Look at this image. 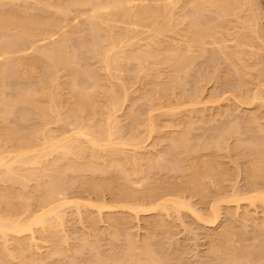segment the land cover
Masks as SVG:
<instances>
[{
  "label": "rangeland",
  "instance_id": "374dc122",
  "mask_svg": "<svg viewBox=\"0 0 264 264\" xmlns=\"http://www.w3.org/2000/svg\"><path fill=\"white\" fill-rule=\"evenodd\" d=\"M106 1L0 0V27L7 21L16 22L15 27L13 22L6 23L5 29L1 27L7 31L6 36L0 30V42L7 40L0 43V49L4 43L11 48L6 49L10 53L2 51L4 55H0V102L4 103H0V158L5 159L0 167V218L26 225L34 223L28 231L4 232L6 238L0 231V264H38V261L39 264H97L100 258L104 263L99 264H107L110 260L123 262L129 251L136 256L131 254L133 258L128 253L127 260L116 264L134 261L147 264L145 257L148 264L150 261L154 264L148 258L150 251L160 258V264H264V164L259 172L261 163H256L257 173L262 172L263 176L258 177L260 174L253 170L254 161L262 158L260 153L264 154V0H129L125 4L128 11L96 9ZM61 10L65 12L62 14ZM95 11L100 12V19L91 17ZM2 17H6L5 21ZM92 22L98 31L93 29ZM27 36L35 38L28 40ZM52 52L55 60L49 61ZM101 54H106L109 61L102 56L106 59L103 62ZM7 61L8 72L11 69L14 73L4 74ZM103 63H110L107 66H112L111 69ZM13 66L16 68L12 69ZM80 89L88 94L86 98L82 99L85 95L80 93V96ZM24 94H29L31 101ZM115 102L118 104L113 106ZM77 130L88 134L81 137ZM109 130L112 137L105 140ZM43 132L48 134H45L48 139L43 137ZM76 136L82 139L84 149L89 147L78 154L82 157L77 158L76 154L67 157L61 146L60 151L57 149L65 138ZM94 138L100 143L96 149L90 143ZM20 152L24 159L39 154L42 163L24 165L20 162ZM257 154L261 156L259 159ZM251 156H256L251 161L253 166ZM172 160L178 164L180 161L181 166L174 162L180 166V172L174 171ZM204 160L210 161L213 171L221 161L224 171L218 168L211 175V170L205 168L208 174L203 170ZM70 165L80 168L74 171ZM246 165L252 175L246 172ZM8 168L14 171V175L10 173L16 175L15 179L24 178V185L4 176L9 175L5 173ZM200 171L208 177L203 176L204 183L200 181ZM253 171L258 178L249 177L254 175ZM218 172L223 175H216ZM53 177L55 182L62 180L63 189H60L62 194H56V199L52 197L50 201L45 196L48 192L45 185ZM197 182H201L198 187ZM95 185L100 187L99 191V187L94 189ZM208 189L213 192L209 193ZM113 190H119L120 196L124 192V198L118 195L120 199H117ZM126 190H132L134 195H128ZM125 194L133 197L126 200ZM160 202H167L172 211L161 206L149 210ZM59 204L67 205L62 207V221L59 216L57 221L55 215V220H51L55 213L50 215L51 219L48 217L56 223L49 224L52 226L49 231L53 230L50 236V232L44 233L48 231L46 228L50 229L47 225L50 221L46 225L42 223L44 226L36 225L35 218ZM173 205L180 206V212H174ZM216 210L219 212L214 213ZM162 223L166 228H161ZM222 232L235 237L230 247L237 251L226 249L230 248L226 247L230 237L224 240L227 234ZM218 235L220 238H215ZM131 241L144 259L137 257ZM217 243L222 251L216 247ZM146 245L151 248L148 247L149 252ZM224 249L228 250L227 255H222L227 252ZM128 257L135 260L132 262ZM141 258L145 260L143 263Z\"/></svg>",
  "mask_w": 264,
  "mask_h": 264
},
{
  "label": "bare ground",
  "instance_id": "6f19581e",
  "mask_svg": "<svg viewBox=\"0 0 264 264\" xmlns=\"http://www.w3.org/2000/svg\"><path fill=\"white\" fill-rule=\"evenodd\" d=\"M109 1H110V0H108V2H109ZM128 1H129V0H112V1H110L109 3L106 1V3H105L106 5H105V4L103 5V3H104V2H103V3L101 4V6L99 5L101 1H100V2L98 1L99 4L97 5V8H96V5H95V8L98 9L99 11H103V10H110V11H111V9H112L113 12H114V10H116V12H120L121 10L124 11V9H125V4H129V3H130V1H129V2H128ZM132 1H133V0H132ZM192 1H193V0H192ZM231 1H233V0H231ZM78 2H79V1H78ZM98 2H97V3H98ZM127 2H128V3H127ZM204 2H205V1H204ZM248 2H249V0H248ZM80 3H81V2H80ZM107 3H108V4H107ZM171 3H172V2H171ZM193 3H194V2H193ZM200 3H201V2H200ZM200 3H197V4H200ZM76 4H77V6L80 5V4H78V3H76ZM84 4H85V3H84ZM84 4H82V6H84ZM86 4H87V3H86ZM190 4H191V3H190ZM194 4H195V3H194ZM213 4H214V3H213ZM215 4H217V2H216ZM247 4H248V3H247ZM257 4H258V3H257ZM195 5H196V4H195ZM251 5H252V4H251ZM66 6H67V5H66ZM66 6H65V8H64V6H63V8L66 9ZM68 6H71V5H68ZM168 6H169V5H168ZM168 6H167V7H168ZM188 6H189V5H188ZM192 6H193V5H192ZM205 6H206V5H205ZM212 6L214 7V5H212ZM217 6H218V4H217ZM61 7H62V6H61ZM98 7H99V8H98ZM201 7H202V6H201ZM215 7H216V6H215ZM93 8H94V7H93ZM160 8H161V7H160ZM190 8H191V7H190ZM57 9H58V8H57ZM60 9H61V8H60ZM70 9H71V8H70ZM70 9H69V11H70ZM96 9H95V10H96ZM201 9H202V8H201ZM219 9H220V8H219ZM118 10H120V11H118ZM125 10H126V9H125ZM93 11H94V9H93ZM96 11H97V10H96ZM96 11H95V14H93L91 17L95 16L94 19H95V18H99V19H100V14H99L100 12L98 11L99 13H98V12L96 13ZM126 11H128V10H126ZM133 11H134V10H132L131 12H133ZM163 11H164V10H163ZM165 11L168 12L169 10L167 11V8H166ZM204 11H205V10H204ZM255 11H256V10H255ZM58 12L60 13V11H58ZM61 12H62V14H63V13L65 12V10H64V11L61 10ZM66 12L68 13L67 10H66ZM116 12H115V14H116ZM137 12H138V11H137ZM144 12H145V11H144ZM82 13H83V12H82ZM126 13H128V16H129V13H130V12H126ZM135 13H136V10H135ZM138 13H139V12H138ZM155 13L157 14V12H155ZM160 13H161V12H160ZM196 13H197V12H196ZM83 14H84V13H83ZM97 14H99V16H98ZM118 14H119V13H118ZM139 14H140V13H139ZM197 14H198V13H197ZM124 15L127 16V14H124ZM130 15H131V13H130ZM162 15H163V17H164L166 14H165V15L162 14ZM254 15H255V14H254ZM66 16H67V15H66ZM88 16H89V15H88ZM136 16H137V14H136ZM139 16H140V15H139ZM157 16H158V15H157ZM157 16H156V17H157ZM250 16H251V15H250ZM91 17H90V18H91ZM132 17H133V16H132ZM134 17H135V16H134ZM252 17L254 18L255 16H252ZM2 18H3V17H2ZM2 18H1V19H2ZM13 18H14V17H13ZM76 18H77V16H76ZM87 18H88V17H87ZM137 18H138V17H137ZM140 18H142V17H140ZM196 18H197V17H196ZM220 18H221V17H220ZM245 18H246V17H245ZM253 18H252V19H253ZM4 19H6V17H4L3 20H4ZM91 19H92V18H91ZM252 19H251V20H252ZM7 20H8V19H7ZM7 20H6V21H7ZM9 20H11V19H9ZM12 20H13V19H12ZM14 20H15V19H14ZM158 20H159V19H158ZM195 20H196V19H195ZM247 20H248V19H247ZM4 21H5V20H4ZM23 21H24V20H23ZM29 21H30V20H29ZM90 21H91V20H90ZM92 21H93L94 23L97 22V20H95L96 22H95L94 20H92ZM98 21H100V20H98ZM2 22H3V21H2ZM11 22H13V24L16 23L15 21H10V22L7 21V22L3 23V24L1 25V27L4 28V26H6V23H7V25H8V23L11 24ZM24 22H25V21H24ZM93 22H92V25H93ZM246 22H247V21H246ZM248 22L250 23V21H248ZM19 23H20V22H19ZM19 23H18V25H19ZM26 23H27V22H26ZM29 23H30V22H29ZM35 23H36V22H35ZM35 23H34V24H35ZM55 23H56V22H55ZM89 23H90V22H89ZM194 23H197V22H194ZM251 23H252V22H251ZM0 24H1V22H0ZM156 24H157V23H156ZM20 25H21V24H20ZM20 25H19V26H20ZM25 25H26V24H25ZM27 25H28V24H27ZM29 25H30V24H29ZM41 25H42V24H41ZM41 25L38 24V26H41ZM48 25H49V24H48ZM61 25H63V24H61ZM64 25H65V24H64ZM89 25H90V24H89ZM245 25H246V24H245ZM9 26H10V25H9ZM9 26H8V27H9ZM15 26H16V24L14 25V27H15ZM33 26H35V25H33ZM33 26H31V27H33ZM36 26H37V25H36ZM42 26H43V25H42ZM44 26H45V25H44ZM53 26H54V25H53ZM53 26H51V29H52ZM93 26L95 27L96 25L94 24ZM1 27H0V28H1ZM17 27H18V26H17ZM26 27H27V26H26ZM31 27L29 26L28 28L31 29ZM46 27H47V25H46ZM94 27H93V29H96V28H97V27H95V28H94ZM98 27H99V25H98ZM3 28H1L0 30H3ZM5 28H6V27H5ZM5 28H4V29H5ZM23 28H25V27H23ZM28 28H26V30H27ZM44 28H45V27H44ZM48 28H49V27H48ZM54 28H55V27H54ZM17 29H18V28H16V30H17ZM38 29H39V28H38ZM98 29H99V28H98ZM206 29H208V28H206ZM34 30H35V29H34ZM34 30H33V31L31 30L32 33L34 32ZM44 30L47 31V28L44 29ZM54 30H55V29H54ZM60 30H61V28H60ZM90 30H91V33L93 34V32H92L93 30L91 29V27H90ZM96 30H97V29H96ZM3 31H5V30H3ZM28 31H29V29H28ZM41 31H43V29H42ZM46 31H44V33H45ZM97 31H98V30H97ZM109 31H110V28H109ZM15 32H16V31H15ZM17 32H18V31H17ZM26 32H27V31H26ZM26 32H25V33H26ZM50 32H51V31H50ZM94 32H95V34H97L95 30H94ZM6 33H7V31H5L4 35H5ZM47 33H49V32H47ZM47 33H46V34H47ZM7 34H8V33H7ZM18 34H19V33H18ZM36 34H37V33H36ZM71 34H72V33H71ZM92 34H91V35H92ZM186 34H187V33H186ZM245 34H246V33H245ZM248 34H249V33H248ZM14 35H15V34H14ZM14 35H13V37H14ZM16 35H17V33H16ZM16 35H15V36H16ZM28 35H29V33H28ZM40 35L42 36V34H40ZM44 35H45V34H44ZM44 35H43V37H44ZM242 35H243V34H242ZM5 36H6V35H5ZM5 36H4V37H5ZM35 36H36V35H35ZM66 36H67V34H66ZM70 36H72V35H70ZM4 37H3V38H4ZM10 37H12V36H10ZM18 37H19V36H18ZM37 37H38V36H37ZM68 37H69V36H68ZM68 37L66 38V40L68 39ZM5 38H6V37H5ZM7 38H8V37H7ZM30 38H31V36H30ZM30 38H28V36H27L26 39L30 40ZM32 38H35V37H32ZM32 38H31V39H32ZM111 38H112V37H111ZM194 38H195V37H194ZM20 39H21V38H20ZM22 39H23V38H22ZM45 39H46V38H45ZM63 39H64V38H63ZM71 39H72V38H71ZM91 39H92V38H91ZM113 39H114V38H113ZM199 39H200V38H199ZM28 40H27V41H28ZM59 40H60V39H59ZM64 40H65V39H64ZM68 40H70V39H68ZM92 40H93V39H92ZM99 40H100V39H99ZM101 40H102V38H101ZM109 40H110V39H109ZM111 40H112V39H111ZM244 40H245V39H244ZM246 40H247V39H246ZM2 41H7V40H2ZM2 41L0 42L1 44H2ZM8 41H9V40H8ZM19 41H21V40H18V39H17L18 44L21 43V42H19ZM23 41H24V40H23ZM61 41H62V39H61ZM104 41H105V39H104ZM9 42H10V41H9ZM35 42H36V41H35ZM96 42H97V41H96ZM96 42H95V43H96ZM102 42H103V40H102ZM112 42H114V41L112 40ZM10 43H11V42H10ZM15 43H16V39H15ZM29 43H30V42H29ZM65 43H66V41H65ZM97 43H98V42H97ZM109 43H110V42H109ZM195 43H196V42H195ZM195 43H194V44H195ZM34 44H35V43H34ZM36 44H37V43H36ZM36 44H35V45H36ZM63 44H64V43H62V45H63ZM241 44H242V43H241ZM3 45H5V47H3ZM3 45H1V46H2L3 48H5V50H4L2 47H1L2 50L0 49V50H1L0 55L2 54V56L7 52L6 49H7V50H10V49H11L9 46H7L8 43H7V44L4 43ZM16 45H17V43L15 44V46H16ZM26 45H27V44H26ZM65 45L67 46V43H66ZM112 45H113V47H114V48H113V50H114V49L116 48V47L114 46L115 44H112ZM66 46H65V47H66ZM200 46H201V45H200ZM7 47H8V48H7ZM17 47H19V46H17ZM26 47H27V46H26ZM30 47H31V46H30ZM90 47H93V46L90 45ZM99 47H100V45H99ZM99 47H97V48H99ZM9 48H10V49H9ZM22 48H23V47H22ZM50 49H51V48H50ZM52 49H53V48H52ZM91 49H92V48H91ZM95 49H96V48H95ZM110 49H112V48H110ZM45 50H46V49H45ZM66 50H67V48H66ZM66 50H64V51H66ZM98 50H100V49H98ZM189 50H190V49H189ZM189 50H188V51H189ZM2 51L4 52V54H3ZM5 51H6V52H5ZM11 51H12V50H11ZM93 51H94V50H93ZM204 51H205V50H204ZM204 51H203V52H204ZM12 52H13V51H12ZM45 52H47V51H45ZM94 52H95V51H94ZM94 52H93V53H94ZM111 52H112V51H111ZM223 52H224V50H223ZM226 52H227V51H226ZM8 53H10V52L8 51L6 54H8ZM53 53H54V52H52V54H51L50 56H52ZM55 53H56V52H55ZM66 53H67V52H66ZM107 53H110V52L108 51ZM220 53H221V52H220ZM40 54H41V53H40ZM56 54H57V53H56ZM60 54H61V53H60ZM60 54H59V55H60ZM62 54H63V53H62ZM62 54H61V56H62ZM69 54H70V53H69ZM69 54H67V55H69ZM111 54H112V53H111ZM111 54H109V55H107V56L109 57ZM224 54H225V53H224ZM224 54H223V55H224ZM70 55H71V54H70ZM96 55H97V54H96ZM105 55H106V54H105ZM105 55H102V54H101V58H102V56H103V57H106ZM113 55H115V54H113ZM117 55H118V54H117ZM179 55H180V54H179ZM188 55H189V54H188ZM53 56H54V55H53ZM53 56L49 59V61H50L51 59H54V60H55V57H53ZM61 56H60V57H61ZM72 56H73V55H72ZM98 56H99V54H98ZM182 56H183V55H182ZM186 56H187V55H186ZM186 56H185V57H186ZM10 57H11V56H10ZM10 57H9V58H10ZM45 57H46V56H45ZM58 57H59V56H58ZM74 57H75V56H74ZM111 57H112V56H111ZM114 57H115V56H114ZM114 57H113V60H114ZM126 57H127V56H126ZM47 58H49V57H47ZM62 58H63V56H62ZM106 58H107V57H106ZM137 58H138V57H137ZM180 58H181V57H180ZM182 58H183V57H182ZM12 59H13V58H12ZM12 59H11L10 62H9L10 65H11V64L13 65V62H12V61H14V60H12ZM57 59H58V58H57ZM107 59H108L107 61H109V58H107ZM125 59H126V58H125ZM177 59H178V58H177ZM190 59H191V56H190ZM190 59H189V60H190ZM8 60H9V59H8ZM58 60H60V58H59ZM58 60H57V62H58ZM103 60H104V58H102V61H103ZM105 60H106V59H105ZM105 60H104V61H105ZM110 60L112 61V58H111ZM183 60H184V59H183ZM60 61H61V60H60ZM63 61H64V60H63ZM73 61H75V60H73V58H72V62H73ZM104 61H103V62H104ZM127 61H130V60H128V58H127ZM140 61H141V59H140ZM11 62H12V63H11ZM55 62H56V61H55ZM57 62H56V63H57ZM65 62H66V61H65ZM65 62H64V63H65ZM175 62H176V61H175ZM188 62H190V61H188ZM56 63H55L54 65H56ZM61 63H62V62H61ZM73 63H74V62H73ZM113 63H115V61H113ZM113 63H112V64H113ZM177 63H178V62H177ZM177 63H176V64H177ZM6 64H7L8 66L6 67L5 72L3 71L4 68H5V66H4L3 69H2V73L4 72V74L6 73V71L8 72L9 67H10L9 64H8V61H7ZM6 64H5V65H6ZM17 64H18V63H17ZM20 64H21V62H20ZM20 64H19V65H20ZM49 64L52 65V63H50V62H49ZM70 64H71V63H70ZM103 64H104V63H103ZM109 64H110V63H108L107 65H109ZM185 64H187V63H185ZM12 65H11V67H12ZM57 65H58V64H57ZM57 65H56V66H57ZM104 65H106V63H105ZM107 65H106V66H107ZM16 66H18V65H16ZM66 66H67V65H66ZM69 66H70V65H69ZM106 66H105V68L108 67V69H111V67H112V66H111V67H110V66H107V67H106ZM124 66H125V65H124ZM22 67H23V66H22ZM52 67H53V66H52ZM109 67H110V68H109ZM181 67H182V66H181ZM189 67H190V66H189ZM7 68H8V69H7ZM14 68H16V67L13 66L12 69H14ZM49 68H51V66H50ZM53 68H54V67H53ZM56 68H57V67H56ZM68 68H69V67H68ZM187 68H188V67H187ZM182 69H183V68H182ZM106 70H107V69H106ZM184 70H185V69H184ZM10 71H11V69H10ZM10 71H9L8 73H10ZM107 71H108V70H107ZM110 71H111V70H110ZM14 72H15V71H14ZM14 72L11 71V73H14ZM109 73L112 74V72H109ZM109 73H108V74H109ZM6 75H7V74H6ZM6 75H5V76H6ZM5 76H4V77H5ZM111 76H112V75H111ZM2 77H3V76H2ZM91 78H92V77H91ZM111 78H112V77H111ZM176 78H177V77H176ZM53 79H54V78H53ZM55 79H56V78H55ZM74 79H76V78H74ZM74 79H73V81H74V84H75L76 80H74ZM97 80H98V79H97ZM56 81H57V80H56ZM56 81H55V82H56ZM90 81H91V80H90ZM178 81H179V80H178ZM98 82H99V81H98ZM180 82H181V80H180ZM182 82H183V81H182ZM182 82H181V84H182ZM76 84H77V83H76ZM181 84H180V85H181ZM78 85H79V84H78ZM78 85H76V86L78 87ZM93 85H94V84H93ZM76 86H75V87H76ZM73 87H74V85H73ZM77 87H76V88H77ZM83 88H84V87H83ZM93 88H94V86H93ZM93 88H91V89H93ZM76 90H77V89H76ZM81 90L83 91L84 89H80V92H78V91H77V92L80 94V93H82ZM89 90H90V89H89ZM94 90H95V89H94ZM94 90H92V91H94ZM114 91H115V90H114ZM86 92H88V91H86ZM90 92H91V91H90ZM115 92H116V91H115ZM28 93H29V92H28ZM43 93H44V92H43ZM50 93H51V92H50ZM84 93H85V91L82 93V95H83ZM35 94H36V93H35ZM52 94H53V93H52ZM86 94H87V93H86ZM86 94H84L85 96H83L82 99H83V98H86ZM116 94H118V93H116ZM24 95H25V94H24ZM82 95L80 94V96H82ZM87 95H88V94H87ZM90 95H91V94H90ZM93 95H94V94H93ZM113 95H114V94H113ZM21 96H23V95H21ZM25 96L28 98L30 95L28 94V96H27V95H25ZM91 96H92V95H91ZM91 96H90V97H91ZM94 96H95V95H94ZM94 96H93V97H94ZM19 97H20V96H19ZM23 97H24V96H23ZM26 97H25V98H26ZM31 97H32V96H31ZM50 97H51V96H50ZM87 97H89V96H87ZM93 97H92V99H93ZM114 97H117V96H116V95L113 96V100H112V102L114 101ZM21 98H22V97H21ZM21 98H20V99H21ZM111 98H112V97H111ZM28 99H29V98H28ZM28 99H27V100L25 99V100L28 102ZM2 100H3V99H2ZM54 100H55V99H54ZM87 100H88V99H87ZM22 101H23V98H22ZM22 101H21V102H22ZM29 101H31V100L29 99ZM51 101H52V100H51ZM116 101H117V99H116ZM6 102H7V101H6ZM9 102H10V101H9ZM23 102H24V101H23ZM52 102H53V101H52ZM88 102H89V100H88ZM92 102H93V101H92ZM92 102H91V103H92ZM117 102L119 103V101H117ZM117 102H115L116 104H115V103H112L113 106H114V105H117V104H118ZM0 103H3V102H0ZM17 103H18V101H17ZM30 103H31V102H30ZM83 103H84V101H83ZM93 103H94V102H93ZM3 104H4V103H3ZM10 104H11V103H10ZM15 104H16V103H15ZM15 104H14V105H15ZM18 104H19V103H18ZM33 104L35 105V102H34ZM52 104H53V103H52ZM7 105H9V104H7ZM12 105H13V104H12ZM12 105H11V106H12ZM31 105H32V103H31ZM34 105H33V106H34ZM53 105H54V104H53ZM84 105H85V104H84ZM38 106H39V105H37L36 109L39 108ZM77 107H78V106H77ZM13 108H14V107H13ZM13 108L11 107L12 110H13ZM51 108H52V107H51ZM81 108H82V107H81ZM81 108H80V111H82V112L84 113V111H83ZM4 109H5V108H4ZM42 109H43V108H42ZM78 109H79V107H78ZM87 109H88V108H87ZM5 110H6V109H5ZM45 110H46V109H45ZM51 110H52V109H51ZM84 110H86V109H84ZM13 111H14V110H13ZM41 111H42V110H41ZM49 111H50V110H49ZM78 111H79V110H78ZM85 112H86V111H85ZM2 113H5V112L3 111ZM6 113H7V111H6ZM10 113H12V112H10ZM10 113H9V114H10ZM45 113H47V112H45ZM40 114H41V113H40ZM22 115H23V114H22ZM50 115H51V113H50ZM50 115H49V117H50ZM73 115H74V114H73ZM73 115H71V116H73ZM41 116H42V115H41ZM69 116H70V115H69ZM69 116H68V117H69ZM22 117H23V116H22ZM46 117H47V116H46ZM63 118H64V117H63ZM47 119H48V117H47ZM64 119H65V118H64ZM66 119H67V118H66ZM68 119H69V118H68ZM70 119H71V117H70ZM75 119H76V118H75ZM75 119H73V120L75 121ZM61 120H62V119H61ZM65 122H67V120H66ZM70 123H71V122H70ZM74 123L77 124V122H74ZM74 123H72V124H74ZM235 127H237V126L235 125ZM238 128H239V127H238ZM79 129H80V128H79ZM80 130H81V129H80ZM83 130H85V129H83ZM97 130L99 131V129H97ZM77 131H78V132H77L78 135L80 134L81 137L83 136V135H81V134H83V133H84V136H86V134H88L87 132L85 133L84 131H79V130H77ZM93 131H94V130H93ZM89 132H90V131H89ZM109 132H110V130H109V131L107 132V134H106V135H108L109 137L107 136V138H106L105 136H103V137H105V138H104L105 140L108 139V138L110 139V138L112 137V136H110L112 132H111L110 134H109ZM98 133H99V132H98ZM100 133H101V131H100ZM45 134H46V133H45ZM45 134H44V132H43V137H44ZM103 134H105V133H103ZM112 134H113V133H112ZM115 134H116V133H115ZM46 135L48 136V134H46ZM46 135H45V137H46V139H48V137H47ZM89 135H91V134H89ZM94 135H95V133H93V136H94ZM96 135H98V134H96ZM101 135H102V134H101ZM51 136H52V135H51ZM51 136L49 135V137H51ZM80 136H76V137H74V138H69V139H68V138H65L66 141H65V139H64V141L61 142L60 145H58L57 149L59 148V146H61V149L63 148V149H62V151L64 152L63 154L66 155V156H67V155H70V156H71V154H72L73 156L76 154L75 156H77V155L80 154V153H81V154L84 153V150H86L87 147L84 149L85 146H83L82 139L80 138ZM87 136H88V135H87ZM99 136H100V135H99ZM97 137H98V136H97ZM97 137H96V138H97ZM55 138H56V137H55ZM96 138L91 139V141H90V143H91V145H92L91 148L96 149V147L98 146V144H100V143H98L99 141H97L98 139H96ZM100 138H101V137H100ZM44 139H45V138H44ZM50 139H51V138H50ZM18 140H19V139H18ZM52 140H53V139H52ZM52 140H51V141H52ZM221 141H222V140H221ZM47 142H48V141H47ZM217 142H219V141H217ZM244 142H245V141H244ZM248 142H249V141H248ZM45 143H46V140H45ZM122 143H127V141H126V142H122ZM251 143L253 144V142H251ZM216 144H217V143H216ZM220 144H221V143H220ZM222 144H223V143H222ZM222 144H221V145H222ZM123 145H124V144H123ZM125 145H126V144H125ZM218 145H219V143H218ZM253 145H254L253 147H255V144H253ZM56 146H57V145H56ZM56 146H54V147H56ZM87 146H88V145H87ZM246 146H247V145H246ZM256 146H257V145H256ZM98 147H99V146H98ZM98 147H97V148H98ZM247 147H248V146H247ZM257 147H259V146H257ZM21 148H22V147H21ZM21 148H20V149H21ZM88 148H89V147H88ZM88 148H87V149H88ZM263 148H264V147H263ZM54 149H55V148H54ZM94 149H93V150L91 149V150L94 151ZM21 150H23V149H21ZM21 150H20V151H21ZM258 150H260V149H258ZM57 151H58V150H57ZM59 151H60V148H59ZM86 151H87V150H86ZM0 152H1V151H0ZM24 152H25V151H24ZM24 152H23V153H24ZM94 152H95V151H94ZM195 152H196V151H195ZM250 152H251V151H250ZM256 152H259V151H255V153H256ZM260 152H262V151L260 150ZM260 152H259V153H260ZM21 153H22V152H20V157H21L20 160H21V161H20V160H19V161L22 162V164H24V165H25V164H28V163H29V164L31 163V165H32L33 163H35V164H37V163H38V164H41V163H42V162H41L42 160H40L41 157H39V154H38V156L36 155L34 158L31 157V159L26 158V156H25V154H24V156H25V159H24V157L22 158ZM59 153H60V152H59ZM253 153H254V152H253ZM253 153H252V154H253ZM255 153H254V155H255ZM260 154H261L262 158L259 159V157H261V156H259V154H257V155H258L257 158H258L259 160L256 159L257 162H256V160H255L254 163H253V164H255V165H254L255 167H256V166H257V167L260 166V167L258 168L259 170L257 169V167H256V168H255V167L253 168V170H254V169H255V170L257 169L259 172H260V170H261L262 165L264 164V162H263V161H264V157H263L264 154H263V153H260ZM262 154H263V155H262ZM83 155H84V154H83ZM250 155H251V153H250ZM257 155H256V156H257ZM40 156H41V154H40ZM66 156H64V157L67 158L68 156H67V157H66ZM70 156H69V157H70ZM80 156H81V155H78L77 158H79ZM256 156H251V157H252V159L250 158V163H251V165H252V162H253L252 160L255 159ZM16 157H17L16 159L18 160V159H19V158H18V155H16ZM64 157H62V158H64ZM81 157H82V156H81ZM253 157H255V158H253ZM1 158H2V157H1ZM1 158H0V167H1V165L4 166V164H5V161H4L5 159H3V158L1 159ZM38 158H39V159H38ZM65 158H64V159H65ZM210 158H211V157H210ZM22 159L25 160V161H22ZM32 159H33V160H32ZM199 159H200V158H199ZM212 159H213V158H212ZM246 160H247V159H246ZM248 160H249V159H248ZM248 160H247V161H248ZM26 161H27V162H26ZM38 161H39L40 163H39ZM172 161H173V160H172ZM193 161H194V160H193ZM205 161H206V160H204V163H205L204 165H206V166H203V167H204L203 170H205V171L207 172L206 169H208L209 171H210L211 169H213L212 166H211L210 161H208V160H207L206 162H205ZM251 161H252V162H251ZM258 161L261 163V165H259V166H258V164H259ZM24 162H25V163H24ZM174 162L177 163V165H180V161H179V164H178V162H176L175 160L173 161V163H174ZM220 162H221V161H220ZM220 162L218 161V164L215 165V167L217 166V167H216L217 169H215V170H218V168H222L223 163L220 165ZM262 162H263V163H262ZM74 163L76 164V162H74ZM156 163H158V162L156 161L155 164H156ZM164 163H165V161H164ZM166 163H167V162H166ZM173 163H171V165H172ZM175 163H174L173 167L175 166L177 169L175 168L174 171L180 172V169H181V168H179V167H180L181 165H180L179 167H177V166L175 165ZM216 163H217V161H216ZM256 163H258V164H256ZM169 164H170V163H169ZM169 164H168V166H169ZM247 164H248V162H247ZM47 165H50V164H47ZM68 165H69V164H68ZM72 165H73V164H72ZM88 165H89V168L91 169L92 166L90 167V164H88ZM114 165H115V164H114ZM116 165H117V164H116ZM162 165H163V164H162ZM218 165H219V167H218ZM251 165H248V166H251ZM117 166H118V165H117ZM155 166H156V165H155ZM157 166L159 167V164H157ZM220 166H221V167H220ZM252 166H253V165H252ZM72 167H73V168H72ZM118 167H119V166H118ZM120 167H121V165H120ZM120 167H119V168H120ZM160 167H161V165H160ZM164 167H165V166H164ZM166 167H167V166H166ZM169 167H170V166H169ZM215 167H214V168H215ZM224 167H225V166H224ZM44 168H45V167H44ZM70 168H71L72 170L74 169V171H75V169L77 170V168H78V170H79L80 165H79V167H77V168H75L74 166H71V165H70ZM81 168L83 169L84 167H81ZM167 168H168V167H167ZM171 168H172V167H171ZM194 168H195V167H194ZM196 168H199V167H196ZM205 168H206V169H205ZM262 168L264 169V167H262ZM82 169H81V170H82ZM173 169H174V168H173ZM173 169H170V171H172ZM200 169H201V168H199V170H200ZM222 169H223V168H222ZM222 169H221V171H224V169H223V170H222ZM225 169H227V168H225ZM248 169H249V167H248ZM0 170H1V169H0ZM78 170H77V171H78ZM178 170H179V171H178ZM191 170H194V171H195V169H193V167H192ZM201 170H202V169H201ZM215 170H214V171H215ZM227 170H228V169H227ZM250 170H252V169H250ZM257 170H256V173H257ZM31 171L33 172V169H32ZM61 171H62V170H61ZM196 171H198V170H196ZM214 171L211 170V171H210V174H211V175H215L216 172L214 173ZM261 171H262V170H261ZM6 172H8V173H6ZM10 172L12 173V172H14V171L11 170V168H10V169L8 168V170H6L5 173H6V174H9L10 177H9V175H4V176H7L8 179L11 178V177H13L12 179H13V180H17V181H19V179H21V178H19L20 176L17 177V178H19V179H15V178H16V177H15L16 175L13 176L15 173H12L13 175L11 176V173H10ZM34 172H36V171H34ZM58 172H59V171H58ZM198 172H199V171H198ZM206 172H204V171L201 172V171H200V173H201L202 175H201L200 173H197V174H196L197 176H198V174H200V175L202 176V177H201V176L199 175V179H200V177H201L200 181L202 180L203 183H204L203 176H204V178H205V176L207 177ZM211 172H213V173H211ZM228 172H229V170H228ZM246 172H247V165H246ZM249 172H251V171H248V172H247L248 175H252V172H251L250 174H249ZM254 172H255V171H253V174H254ZM28 173H30L31 176H34V175H35L34 173H31V172H29V171H28ZM59 173H60V172H59ZM62 173H63V172H62ZM195 173H196V172H195ZM207 173H208V172H207ZM219 173H220V174H219ZM222 173H223V172H218V174H216V175L221 176ZM224 173H226V172H224ZM256 173H255L253 176H249V177H255V178H258L259 176L261 177V175L264 173V171H263V173L261 172V174H260V173H257V174H260V175H257L258 177L256 176ZM32 174H34V175H32ZM193 174H194V172H193ZM203 174H205V175H203ZM208 174H209V173H208ZM226 174H228V173H226ZM196 175H194V176H196ZM222 175H223V174H222ZM228 175H230V174H228ZM248 175H247V176H248ZM24 176H29V174H28V175L25 174ZM35 176H36V175H35ZM57 176H60V175H57ZM61 176H62V175H61ZM262 176H263V175H262ZM22 177H23V176H22ZM29 177H30V176H29ZM191 177H192V176H191ZM214 177H215V176H214ZM214 177H213V178H214ZM217 177H218V176H217ZM26 178L28 179V177H26ZM55 178H56V177H55ZM55 178L53 177V179H52L51 181L53 182V181L55 180ZM61 178H63V177H60V179H61ZM196 178H197V177H196ZM207 178H208V177H207ZM207 178H206V179H207ZM210 178H211V177H210ZM12 179H11V180H12ZM214 179H215V178H214ZM57 180H59V179H57ZM190 180H191V179H190ZM194 180H195V179H194ZM20 181H21V180H20ZM20 181H19V182H20ZM23 181H24V178H23V180L21 181L22 185H24L23 183H25V182H23ZM25 181H26V180H25ZM196 181H197V180H196ZM198 181H199V180H198ZM257 181H258V180H257ZM52 182H50V183H48L47 185H45V187L47 186V190H48L47 194L45 193V194H46L45 196H48L49 199L52 198V197H53V199H56V198H54V197H57V195L62 194V192L60 191V189H61L60 187L63 186V184H62L63 182H62V180H61L59 183H58V181H56V182L58 183V185L55 184V183H56L55 181H54V183H52ZM133 182H134V181H133ZM133 182H132V183H133ZM190 182H191V181H190ZM253 182L255 183V182H256V179H255ZM253 182H251V183H253ZM134 183H135V182H134ZM193 183H194V182H193ZM199 183H201V182H199ZM199 183L197 182V187H198L199 185H201V184H199ZM203 183H202V185H205V184H203ZM50 184H51V185H50ZM61 184H62V185H61ZM194 184H195V183H194ZM194 184H193V186H194ZM198 184H199V185H198ZM48 185H49V186H48ZM190 185H191V184H190ZM219 185H220V184H219ZM96 186H97V185H95V188H94L95 190L99 187V186H98V187H96ZM205 186H206V185H205ZM220 186H221V185H220ZM38 187H39V184H38ZM40 187H42V186H40ZM40 187H39V188H40ZM43 187H44V186H43ZM48 187H49V188H48ZM58 187H59V188H58ZM194 187H195V186H194ZM197 187H196V188H197ZM203 187H204V186H203ZM203 187L201 186L200 188H203ZM108 188H109V187H108ZM191 188H192V186H191ZM196 188H195V189H196ZM205 188H208V186L205 187ZM62 189H63V188H62ZM62 189H61V190H62ZM112 189H113V186H112ZM192 189H193V188H192ZM192 189H191V190H192ZM195 189H194V190H195ZM41 190H42V189H41ZM99 190H100V187H99L98 191H99ZM128 190H129V189H128ZM128 190H126L125 193H127L128 195H129V193H130V195H131V194H132V193H131L132 190H131V192H129ZM204 190H206V189H204ZM118 191H119V190H118ZM118 191H114V190H113V192H116V193H117ZM127 191H128V192H127ZM196 191H197V190H196ZM196 191H195V193H196ZM199 191H200V190H199ZM201 191H202L201 193L204 192L203 190H201ZM209 191H211V193L213 192V190H209V189H208V192H209ZM40 192H41V191H40ZM45 192H46V191H45ZM96 192H97V191H96ZM122 192H123V191H121L120 193H122ZM208 192L206 191V193H208ZM116 193H114V194H116ZM201 193H200V194H201ZM209 193H210V192H209ZM56 194H57V195H56ZM122 194H124V192H123ZM122 194H121V196H122V198H124V197H123L124 195H122ZM198 194H199V193H198ZM204 194H205V192H204ZM204 194H203V195H204ZM43 195H44V193H43ZM118 195H119V197L121 198V196H120L119 193L116 194V198H117ZM125 195H126V194H125ZM128 195H126V196H128ZM132 195H134V194H132ZM205 195H208V194H205ZM45 196H43V197H45ZM114 196H115V195H114ZM201 196H202V195H201ZM119 197H118V198H119ZM130 197L132 198L133 196H128V198H127V197H125V198H127L126 200H128ZM202 197H203V196H202ZM202 197H201V198H202ZM206 197H207V196H206ZM116 198H114V199H116ZM118 198H117V199H118ZM120 198H119V199H120ZM44 199H46V198H44ZM49 199L47 198V200H49ZM123 200H124V199H123ZM261 200H262V199H261ZM50 201H51V199H50ZM52 201H54V200H52ZM117 201H119V200H117ZM121 201H122V199H121ZM129 201H131V199H130ZM263 201H264V199H263ZM44 202H49V201H45V200H44ZM119 202H120V201H119ZM123 202H125V200H124ZM261 202H262V201H261ZM151 203H152V202H151ZM158 204H159V205H157V206H155V207H152V208L149 209V210L157 209L158 206H161V209L164 207V208H165L164 210H166V208H169L170 210L167 209L168 211H172V209H173V208H171V207L169 206V204H168L167 202H163V203L160 202V203H158ZM64 205H67V204H62V205L59 204V205H57V207L55 206L52 210H49V212L46 211V212H44L43 214H41V216H43V217L39 216V218H38V217L35 218L36 220H35V219H34V220H35V222H37L36 225H38V223H39V225L42 224V223H43L44 225H46L47 222H49V221H50V222L47 224L48 226H49L50 223H51V225H52V223H53V224H56V223H54V222H51V220H55V219H53V218L55 217V218H57V221H58V217H57V216L61 217V220H60V221H62V218H63L62 215H63V214L61 215V213H62V209H63L62 207H63ZM173 207H175V209L173 210L174 212H175V210L180 212V210H181V209H180V206H178V205H173ZM176 207H177V209H176ZM103 208H104V207H103ZM135 209H136V208H135ZM159 209H160V208H159ZM161 209H160V210H161ZM179 209H180V210H179ZM216 209H218V208H216ZM157 210H158V209H157ZM216 211H217V210H216ZM216 211H215L214 213H218V212H219V210H218L217 212H216ZM135 212H136V211H135ZM52 213H55V214H52ZM51 214H52V215H51ZM178 214H179V213H178ZM50 215L52 216V219L50 218ZM53 215H55V216L53 217ZM156 215H157V214H156ZM216 215H217V214H216ZM8 217H9V216H8ZM48 217H49L51 220H50ZM110 217H111V216H110ZM5 218H6V219H5ZM5 218H3V216H1V218H0V219L4 220V221H0V231L3 232V234H1L2 236H4V235L7 236L6 233H4V232L16 231L17 233H20V231H21V232H24V230L28 231V230L31 229L30 225H33V224H34V223H32V224H30V225H26L25 222H24V224H25V225H24V224H22V221H13V220H9L10 218H7V217H5ZM114 218H115V217H114ZM114 218H113V216H112V221L114 220ZM12 219H13V217H12ZM48 219H49V220H48ZM59 219H60V218H59ZM109 219H110V218H109ZM159 219H161V218H159ZM18 220H19V219H18ZM34 220H33V222H34ZM115 220H118V218L115 219ZM161 220H162L163 222L165 221V220H163V218H162ZM161 220H160V221H161ZM60 221H59V222H60ZM119 221H120V220H119ZM119 221H117V222H119ZM155 221H156V220H155ZM155 221H154V222H155ZM114 222H115V221H113V223H114ZM154 222H151V223H154ZM156 222H159V221H156ZM156 222H155V226H156V225L158 226V224H159L160 222H159L158 224H157ZM151 223H150V224H151ZM167 223H168V222H167ZM43 224H42V226H44ZM116 224H117V223H116ZM162 224H163V223H162ZM162 224H160L159 227H161ZM165 224H166V223H165ZM169 224H170V223H169ZM166 225H167V224H166ZM170 225H171V224H170ZM153 226H154V225H153ZM153 226H152V227H153ZM164 226H165V225L163 224V227H161V228H166V226H165V227H164ZM29 227H30V228H29ZM49 227H50V229L45 227L46 230L48 229V231L45 230L46 232H44V233L50 232V234H49V233H48V234H49L50 236H53V235H52V234H53V230H52V231H49V230H51V227H52V226H49ZM54 227H55V225H54ZM56 227H57V225H56ZM159 227H158V228H159ZM167 227H168V225H167ZM171 227H172V226H171ZM28 228H29V229H28ZM154 228H155V227H154ZM156 228H157V227H156ZM168 229H169V227H168ZM171 229H172V228H171ZM171 229H170V230H171ZM157 230H159V229H157ZM228 230H230V229H228ZM232 230H233V229H232ZM232 230H231V231H232ZM166 231H167V233H168V232L170 233V231H168V230H166ZM166 231H165V232H166ZM171 231H172V230H171ZM165 232H164V233H165ZM229 232H230V231H229ZM13 233H14V232H13ZM222 233H224V232H222ZM7 234H8V233H7ZM48 234H47V235H48ZM54 234H55V232H54ZM219 234H220V233H219ZM224 234H227L226 237H223L224 240H225V238L230 237V234H229L228 232H225ZM235 234H237V232H236ZM47 235H46V237H47ZM228 235H229V236H228ZM237 235H238V234H237ZM237 235H236V237H238ZM5 236H4V238H6ZM220 236H221V234H220ZM223 236H224V235H223ZM48 237H49V236H48ZM213 237H214V236H213ZM213 237H212V238H213ZM231 237H232V238H231ZM231 237H230V240H229V238H228V241L230 242V244H228L229 246L227 245L226 247H230V245H231V243H232L231 239L235 238L234 236H231ZM215 238H220V237H219V235H218V237H215ZM221 239H222V236H221ZM221 239H220V240H221ZM236 239H237V238H236ZM236 239H235V240H236ZM213 240H215V239H213ZM213 240H212V241H213ZM220 240H219V241H220ZM226 240H227V239H226ZM235 240H234V241H235ZM219 241H218V243H219ZM131 242L133 243V245H135L133 241H131ZM215 242H217V241H215ZM222 242H223V241H222ZM226 242H227V241H226ZM129 243H130V242H129ZM147 243H148V242H147ZM147 243H146V244H147ZM211 243H212V242H211ZM218 243H217V245H218ZM220 243H221V242H220ZM220 243H219V244H220ZM224 243H225V242H224ZM227 243H228V242H227ZM227 243H225V244H227ZM233 243H234V242H233ZM148 244H149V243H148ZM222 244H223V243H221L220 245H222ZM225 244H224V246H225ZM143 245H144V244H143ZM212 245H213V244H212ZM212 245H211V246H212ZM220 245H218V246L215 245V246H216L217 248L219 247V249H220V248H221ZM232 246H233V245H232ZM76 247H77V246H76ZM129 247H130V249H131V243L129 244ZM129 247H127V249H128ZM133 247H134V249H135V250H134L135 253H137L138 249H137V251H136V248H135L136 245L133 246ZM133 247H132V248H133ZM137 247H138V246H137ZM143 247H144V246H143ZM145 247H147V249H146L147 251H148V247H149V249L151 250L150 246H147V245H146ZM145 247H144V248H145ZM213 247H214V246H213ZM226 247H225V248H226ZM233 247H235V244H234ZM233 247H232V248H233ZM138 248H139L140 250H142L140 247H138ZM214 248H215V247H214ZM236 248H237V247H236ZM212 249H213V248H212ZM215 249H216V248H215ZM215 249H214L213 251H215ZM219 249H216L218 253H219V251L221 250V249H220V250H219ZM222 249H223V248H222ZM226 249L232 250V252H234L235 250L237 251V249H235V248H234L235 250L233 251V249H231V247H230V248H226ZM226 249H224V251H225ZM79 250H81V249H79ZM146 250L143 249V251H146ZM150 250H149V251H150ZM152 250H153V248H152ZM56 251H57V250H56ZM143 251H141V252H143ZM147 251H146V252H147ZM149 251H148V252H149ZM221 251H222V250H221ZM221 251H220V252H221ZM226 251H227V252H226V253H223L222 255H224V254L227 255V253H229L228 250H226ZM53 252H54V251H53ZM53 252H52V254H53ZM77 252H80V251H77ZM131 252H133L132 249H131ZM146 252H145V253H146ZM150 252L152 253V254L150 253V254L152 255V259H151V255H150V254L148 255V258H149V256H150V260H153L152 263L157 264V263L159 262V264H160V262H162V261L160 260V258L157 259L156 254H153L154 252H152V251H150ZM217 252H216V253H217ZM57 253H58V252H57ZM128 253H129V256H131V254H132V255L134 254V253H131V254H130V251H129V252H126V258H127V254H128ZM143 253H144V252H143ZM145 253H144V254H145ZM155 253H156V252H155ZM211 253H212V250H211ZM211 253H209V254H211ZM54 254H56V252H54ZM54 254H53V255H54ZM144 254H143V255H144ZM134 255H135V254H134ZM134 255H133V256H134ZM137 255H139V256H137L138 258L141 256V254H138V253H137ZM153 255H154L155 257H154ZM214 255H215V254H214ZM220 255H221V253H220ZM133 256H131V257H133ZM135 256H136V255H135ZM141 257H143V256H141ZM234 257H235V256H234ZM126 258H125V259H126ZM128 258H129L128 260H130V257H128ZM133 258H134V257H133ZM133 258H132V259H133ZM138 258H137V259H138ZM145 258H146V259H145V260H146L145 263L148 264L149 261L147 262V257H145ZM154 258L157 259L158 261L156 260L157 262H155V261H154ZM100 259H101V258H100ZM100 259H98L97 264H99L98 262H102V261H104V259H103L102 261H100ZM125 259H124V261H125ZM137 259H136V260H137ZM139 259H140V258H139ZM143 259H144V257H143ZM143 259L141 258V261H142ZM105 260H107V259H105ZM126 260H127V259H126ZM133 260H135V259H133ZM133 260H130V261L133 262ZM145 260H143V261H145ZM159 260H160V261H159ZM235 260H236V259H235ZM237 260H239V259H237ZM237 260H236V261H237ZM108 261H109V260H108ZM118 261H121V260H117V262H118ZM124 261H123V262H124ZM130 261H129V262H130ZM141 261H140V262H141ZM143 261H142L141 263H143ZM34 262H35V261H34ZM39 262H40V261H38V264H39ZM117 262H115V260H114V263H113V262H111V260H110V263L107 262V264H116ZM123 262L121 261V263H123ZM137 262H139V260H138ZM240 262H241V260H240ZM247 262H249V261H247ZM40 263H41V262H40ZM75 263H76V262H75ZM102 263H104V262H102ZM102 263H100V264H102ZM105 263H106V262H105ZM119 263H120V262H119ZM125 263H126V262H125ZM31 264H32V263H31ZM33 264H34V263H33ZM35 264H37V263L35 262ZM126 264H128V262H127ZM131 264H132V263H131ZM133 264H135V261L133 262ZM136 264H138V263H136ZM149 264H151V261H150ZM161 264H163V263H161ZM240 264H241V263H240Z\"/></svg>",
  "mask_w": 264,
  "mask_h": 264
}]
</instances>
